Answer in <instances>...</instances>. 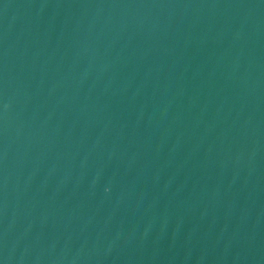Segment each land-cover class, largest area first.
Masks as SVG:
<instances>
[{"label":"water","instance_id":"95a60500","mask_svg":"<svg viewBox=\"0 0 264 264\" xmlns=\"http://www.w3.org/2000/svg\"><path fill=\"white\" fill-rule=\"evenodd\" d=\"M0 264H264V0H0Z\"/></svg>","mask_w":264,"mask_h":264}]
</instances>
